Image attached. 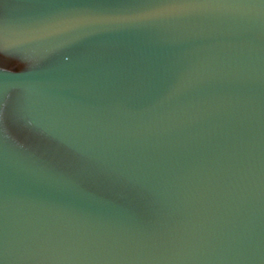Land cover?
<instances>
[{"label": "water", "instance_id": "95a60500", "mask_svg": "<svg viewBox=\"0 0 264 264\" xmlns=\"http://www.w3.org/2000/svg\"><path fill=\"white\" fill-rule=\"evenodd\" d=\"M2 264H264V0H0Z\"/></svg>", "mask_w": 264, "mask_h": 264}, {"label": "snow or ice", "instance_id": "6c2138e0", "mask_svg": "<svg viewBox=\"0 0 264 264\" xmlns=\"http://www.w3.org/2000/svg\"><path fill=\"white\" fill-rule=\"evenodd\" d=\"M0 264H2V262H0Z\"/></svg>", "mask_w": 264, "mask_h": 264}]
</instances>
